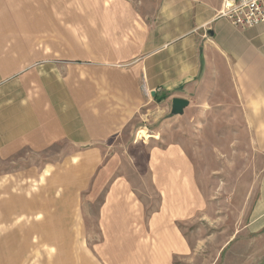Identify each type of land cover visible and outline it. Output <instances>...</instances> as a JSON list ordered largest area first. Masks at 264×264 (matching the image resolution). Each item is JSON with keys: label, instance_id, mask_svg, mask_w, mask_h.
<instances>
[{"label": "rangeland", "instance_id": "rangeland-1", "mask_svg": "<svg viewBox=\"0 0 264 264\" xmlns=\"http://www.w3.org/2000/svg\"><path fill=\"white\" fill-rule=\"evenodd\" d=\"M42 4L43 18H99L98 0ZM189 101L155 104L86 186L48 164L59 150L26 179L0 167V264H264V120Z\"/></svg>", "mask_w": 264, "mask_h": 264}, {"label": "crops", "instance_id": "crops-1", "mask_svg": "<svg viewBox=\"0 0 264 264\" xmlns=\"http://www.w3.org/2000/svg\"><path fill=\"white\" fill-rule=\"evenodd\" d=\"M14 1L0 0V167L18 179L59 150L48 164L86 186L106 147L173 97L264 120V23L235 27L220 0H98L99 18Z\"/></svg>", "mask_w": 264, "mask_h": 264}, {"label": "built area", "instance_id": "built-area-1", "mask_svg": "<svg viewBox=\"0 0 264 264\" xmlns=\"http://www.w3.org/2000/svg\"><path fill=\"white\" fill-rule=\"evenodd\" d=\"M218 16L224 17L239 29L264 23V0H220Z\"/></svg>", "mask_w": 264, "mask_h": 264}, {"label": "water", "instance_id": "water-1", "mask_svg": "<svg viewBox=\"0 0 264 264\" xmlns=\"http://www.w3.org/2000/svg\"><path fill=\"white\" fill-rule=\"evenodd\" d=\"M189 105V101L182 97H173L171 100V110L172 115L182 114L184 109Z\"/></svg>", "mask_w": 264, "mask_h": 264}]
</instances>
